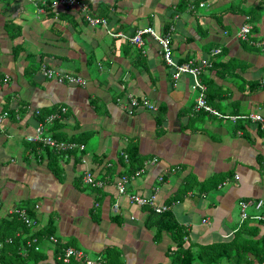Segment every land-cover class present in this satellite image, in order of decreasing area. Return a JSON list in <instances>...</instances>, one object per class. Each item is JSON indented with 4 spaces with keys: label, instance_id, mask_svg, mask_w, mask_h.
Here are the masks:
<instances>
[{
    "label": "crops",
    "instance_id": "crops-1",
    "mask_svg": "<svg viewBox=\"0 0 264 264\" xmlns=\"http://www.w3.org/2000/svg\"><path fill=\"white\" fill-rule=\"evenodd\" d=\"M58 1L52 0L55 12L48 15L35 0H0V112L16 105L22 110L0 123V218L28 204L32 224L37 219L33 231L52 219L60 242L99 264H173L178 241L183 249L191 241L212 253L224 245L236 250L239 264H264V221L254 217L264 216V207L250 205L248 217H240L241 201L264 198V128L249 117L264 118V0H80L106 25H91L79 7L56 6ZM245 22L252 26L247 40L238 35ZM145 26L160 34L167 27L177 62L209 60L197 76L211 80L208 104L221 115L238 116L235 121L195 110L194 77L183 73L174 81L151 37L144 35L138 47L111 35ZM214 48L220 51L211 54ZM28 54L85 84L31 73ZM213 60L222 63L211 66ZM127 94L157 109L140 105L130 114ZM61 107L69 115L54 131L84 139L90 166L94 154H104L95 174L106 160L118 173L117 152L137 146L144 165L129 189L148 195L155 186L158 203L169 207L181 230L156 238L155 227L145 224L146 210L126 197L116 198V209L108 196L92 208L93 196L78 186L80 162L63 158L56 167L45 151L26 150L24 136L39 121L34 109ZM89 140L97 144L92 150ZM41 242L55 264L51 241L44 236Z\"/></svg>",
    "mask_w": 264,
    "mask_h": 264
},
{
    "label": "trees",
    "instance_id": "trees-1",
    "mask_svg": "<svg viewBox=\"0 0 264 264\" xmlns=\"http://www.w3.org/2000/svg\"><path fill=\"white\" fill-rule=\"evenodd\" d=\"M38 5L44 8L45 13L48 15L54 14L55 10L53 9L52 6V0H35ZM186 5L183 3L182 6ZM182 8V7H181ZM63 11V10H62ZM62 11L58 10L56 11L58 14H60ZM167 32V27L165 28L164 34ZM29 58L31 59V63L28 66L27 70H30L31 73L34 72H39L40 75L45 79V80H56V78H48L45 77L41 74L40 68L42 65H44L46 68H51L48 64L40 63L35 61V56L32 54H28ZM182 63V62H180ZM222 63L221 61L213 60L211 62V66H214L215 64H220ZM55 70V69H54ZM56 71V70H55ZM62 75H67L71 74L68 72H61ZM29 73V72H28ZM210 78L207 76L204 77V79L201 80L207 87L206 90V99L209 103H211V97L207 93L209 91V86H210ZM56 82H59L56 80ZM62 84H69L67 81H62L59 82ZM60 107V106H59ZM62 108L56 109L54 112L53 109H40L39 108V113L37 114V117L40 121H44L45 117L51 114H56L59 117L55 118L54 121L50 124V126L47 130L50 132L53 138L59 140H64V141H72L75 143L83 144V141L81 139L78 140L76 136L70 135L67 136L65 132L59 133L55 132L54 129L60 128V124L62 123L60 120L63 117L68 118L69 111L62 112ZM21 106L16 105L15 107L3 110L0 112L1 115H3V119H6V117H11V116H16L18 118L19 112H20ZM35 110V109H34ZM27 111V110H26ZM201 112H204L205 114H208L207 112L201 110ZM61 117V118H60ZM2 119V121H3ZM64 120V119H62ZM1 121V122H2ZM65 124V123H64ZM67 125V124H65ZM66 127V126H65ZM259 127V125H258ZM260 130H263L259 127ZM25 141L27 139L24 136ZM81 142V143H80ZM51 146L48 145H43L40 142H29L27 144L26 150H31L34 153L41 152L42 150L45 151V154L48 156V159L53 162V164L58 167L59 166V161L63 158H73L75 160V163H81V158L85 155L86 153V148H83L82 150L78 149H73L70 151H59L56 150ZM37 149H40L39 151ZM50 151V152H49ZM30 153V152H29ZM118 160L119 163L122 166V169L118 171V173H115V164L112 162V160H106L104 164L102 165L101 172H98L95 174V171L99 166L102 164L104 161V154L99 153V154H94L92 158L93 161L95 162L94 165L90 166V163L87 161V165L89 168V171L94 175L95 180H99L102 182L100 186L97 185H91V184H83L82 182V176H83V170L80 173V176L77 179L78 186L80 189L83 191L91 194L93 196V202H92V208L94 209H99L101 206V203L104 201L106 196H108L111 205L113 206L116 203V198H125L123 194H119L114 187V182L115 179L120 178V176H125L127 178H130L137 170L143 168L144 162L140 158L138 148L135 145H130L129 147H126L125 150L117 152ZM124 156V157H123ZM118 175V176H117ZM164 178V177H162ZM159 178V179H162ZM131 179L129 180V182ZM127 186V190L129 192L131 189H129V185ZM105 185V186H104ZM108 186L111 187V189L108 188ZM156 187H152V191L150 194L146 195L149 196L153 193L156 192ZM115 191L116 193L112 192ZM158 191V190H157ZM158 198V194H157ZM118 203V202H117ZM19 208H24L26 211V216L30 219H32L35 216V212L33 208H28V204H23L22 206H19ZM143 210H146V218H145V224L147 227L152 228L155 227V237H159L163 231H172L176 232L179 229L181 230L178 222L176 221V218L172 211L170 209H166L162 212H155L153 209H151L149 206H141ZM7 215L9 217H7ZM5 216H2L0 218V264H53L50 261H47V255L45 253V248L46 246H43V243L41 242V239L46 236L49 238V236H53L56 239V242L51 241L50 246L51 251L54 254L53 256V261L55 264H78L79 259L75 257H71L70 261L68 263H64L60 260L56 259V256L60 254L64 248L66 247H72L64 244L63 242H60L55 236V230H56V225L53 223L52 219L49 220V222L44 226L43 228L33 231L32 229L34 228L35 224L37 223V219L35 218L34 220L36 221L33 224H27L18 213H13V214H7ZM119 215H116V218ZM115 218V217H113ZM185 231V230H183ZM182 243L183 241H178L177 242V250L174 252L171 262L173 264H196V263H201V264H220L223 262H227V264H239V257L238 253H236V250L232 249H227L226 247L221 248V251L213 252L212 251H204L201 254H197L195 256V252L189 250V248L183 249L182 248ZM77 250H81L79 248L73 247ZM82 251V250H81ZM84 252V251H83ZM234 252V253H233ZM237 258V260H236ZM236 260V262H234ZM84 264V263H83Z\"/></svg>",
    "mask_w": 264,
    "mask_h": 264
},
{
    "label": "built area",
    "instance_id": "built-area-1",
    "mask_svg": "<svg viewBox=\"0 0 264 264\" xmlns=\"http://www.w3.org/2000/svg\"><path fill=\"white\" fill-rule=\"evenodd\" d=\"M58 4L64 6V8L72 7V6L79 7V9L83 12L84 18L91 25H95L99 23L106 25L105 19L89 14L86 4L80 0H59L55 5L57 6ZM251 28L252 26L248 22H245L241 26L238 35L243 40H247V36L250 33ZM111 35L113 36L120 35L122 37H125L129 40L130 43L138 47L144 45V40H143L144 35L151 37L158 44L159 51L162 55L164 63L172 70V79L174 81L178 80L180 74L183 73H188L194 77L193 88H197V90L199 91L198 92L199 95L196 97L194 102L195 110L197 111L203 110L208 114H213L217 116L221 115L217 110H215L208 104V101L206 99V86L204 85V83L200 81V79L197 78V76L201 73V71L206 66L209 65V60L207 58L200 59L197 63H193L192 61H186L182 63L177 62L172 54V47L170 44L171 43L170 34L157 33L151 26L137 28L131 35H125L122 32H116V33L111 32ZM219 51H220L219 48H214L211 50L210 53L215 54L218 53ZM40 72L43 76L48 78H56V80L59 82L67 81V83L69 84H76L81 86L85 84L84 81L79 76H75L73 74L62 75L61 73L55 71L53 68H46L44 65L41 66ZM127 99H128V104L126 106H127V111L130 114L136 111V108L140 105L152 111H155L157 109L156 105L146 98H137L132 94H127ZM64 111L65 108H62V112ZM38 113H39V109L34 110V115L36 114L35 116H37ZM2 116L3 115L0 114V123L3 119ZM57 117L59 116L56 114H51L46 116L44 121L39 120L37 122V126L35 127L33 134L30 133L25 136L27 141L33 143L40 142L43 145L51 146L52 148L59 151H70L73 149L82 150L84 148L83 144L75 143L72 141H64V140L58 141L57 139L52 137V135L46 129L45 126L50 125ZM221 117H229L232 121H235L238 118V116H226V115L225 116L221 115ZM249 117L253 121L258 122L261 128H264V118L261 114L251 113L249 114ZM81 164L83 165V176H82L83 184L100 186L102 182L94 179V175L89 171L87 162L83 157L81 158ZM141 171L142 169L137 170L130 178H127L125 176L122 177L120 176V178L115 179L114 187L116 188L117 192L119 194H123L124 196H126L127 200L131 204L136 205L137 207L146 205L158 213L166 210L168 207L157 202V189L155 193L149 196L143 195L141 193L129 192L127 190L129 180L132 179L134 176H138ZM250 205H252V207L255 210H260L264 207V198H259L255 201H241L240 217L242 220L248 217L247 208ZM117 206L118 203L115 204L114 208L116 209ZM7 213L8 214L18 213L20 217L25 222H27V224H32L33 222V220H31L26 216V211L24 208H15V207L9 208ZM254 217L259 220L262 219L264 221V216H262L261 214H255ZM49 240L56 242V239L53 236H49ZM71 257L78 258L84 264L100 263L98 260L90 259L85 254V252L81 250H77L73 247L64 248L63 251L56 256V259L64 263H68Z\"/></svg>",
    "mask_w": 264,
    "mask_h": 264
},
{
    "label": "rangeland",
    "instance_id": "rangeland-1",
    "mask_svg": "<svg viewBox=\"0 0 264 264\" xmlns=\"http://www.w3.org/2000/svg\"><path fill=\"white\" fill-rule=\"evenodd\" d=\"M27 41L28 40H25V44L27 43ZM27 47V46H26ZM21 112H22V110H20ZM227 120H223L222 122H223V124H225V125H229V121L228 122H226ZM27 143H28V141H26ZM93 142L94 141H92V140H89L88 141V145H86V147H87V149L88 150H92L91 148H92V146H96L97 144H93ZM26 146H27V144H26ZM49 149H52V148H50L49 147ZM50 152V151H49ZM41 201V200H40ZM42 202V201H41ZM39 204V203H38ZM7 217H9L8 215H7ZM186 246H189L188 248H189V250H191V251H193V252H195V256H197V254H201L202 252H204L205 250H206V248H205V246L203 245V244H200V243H196V242H191V241H186Z\"/></svg>",
    "mask_w": 264,
    "mask_h": 264
},
{
    "label": "clouds",
    "instance_id": "clouds-1",
    "mask_svg": "<svg viewBox=\"0 0 264 264\" xmlns=\"http://www.w3.org/2000/svg\"><path fill=\"white\" fill-rule=\"evenodd\" d=\"M157 200H158V198H157ZM158 202V201H157ZM160 204H162V203H160ZM164 205V204H163ZM166 207H168L167 205H165ZM167 209H169V207L167 208ZM81 262V261H80Z\"/></svg>",
    "mask_w": 264,
    "mask_h": 264
},
{
    "label": "bare ground",
    "instance_id": "bare-ground-1",
    "mask_svg": "<svg viewBox=\"0 0 264 264\" xmlns=\"http://www.w3.org/2000/svg\"><path fill=\"white\" fill-rule=\"evenodd\" d=\"M61 118V117H60ZM124 157V156H123ZM105 186V185H104Z\"/></svg>",
    "mask_w": 264,
    "mask_h": 264
}]
</instances>
